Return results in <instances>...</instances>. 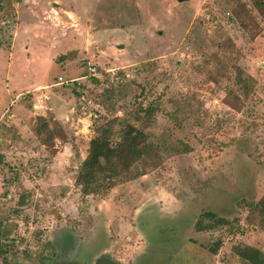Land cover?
Listing matches in <instances>:
<instances>
[{
  "label": "rangeland",
  "instance_id": "374dc122",
  "mask_svg": "<svg viewBox=\"0 0 264 264\" xmlns=\"http://www.w3.org/2000/svg\"><path fill=\"white\" fill-rule=\"evenodd\" d=\"M89 63L106 81H81L86 95L117 130L142 128L157 154L133 180L85 195L76 179L93 134L80 123L78 84L52 85L86 77ZM118 72L129 74L121 84ZM53 93L70 100L58 150L35 129ZM150 103L157 113L137 121ZM0 134L12 145L0 162L2 242L14 247L0 264H248L234 248L264 253L250 209L264 197L255 0H0ZM180 144L192 152L178 154Z\"/></svg>",
  "mask_w": 264,
  "mask_h": 264
},
{
  "label": "trees",
  "instance_id": "16d2710c",
  "mask_svg": "<svg viewBox=\"0 0 264 264\" xmlns=\"http://www.w3.org/2000/svg\"><path fill=\"white\" fill-rule=\"evenodd\" d=\"M255 7L264 17V0H255ZM232 14L235 15L236 19H240L243 22L242 18L236 14V10ZM237 71L236 78L241 83L242 93L249 98L251 91L248 88V79L242 81L240 69H237ZM126 75L118 72L116 76H119L122 81H116V76L114 75L112 76V82L121 84L124 82L123 79ZM88 81L97 85L103 83L106 79L103 81L96 79ZM83 86L85 87V84L73 88L76 91L78 103L86 93ZM90 95L91 93L88 96L92 98V95ZM98 106L99 118L93 122V137L88 143L87 156L80 164L76 179V185L82 189L85 195L107 193L120 181L133 180L135 175L132 168L143 157L150 156L151 151L157 154L155 146L149 142V136L142 128L127 122V125L122 130H117L116 123L107 120V113L103 106ZM158 109L152 103L145 107L142 105L140 110L144 113V116L142 118L137 114L135 116L136 120H150ZM37 120L36 135L42 146L55 149L58 142L68 144L69 140L65 136L63 127L55 120L53 114L48 113L46 116H40ZM176 151L178 154H190L192 149L189 146L180 144ZM3 158H5V155H0V162ZM250 209L255 216H258V223L264 229V197L259 202L251 204ZM228 223L224 219L218 222V224L222 225H227ZM5 237L4 223L0 218V256L4 257L3 259H6L7 254L14 248L2 242ZM234 250L248 264H264V253L261 250L250 246L236 247Z\"/></svg>",
  "mask_w": 264,
  "mask_h": 264
},
{
  "label": "built area",
  "instance_id": "2783aa9c",
  "mask_svg": "<svg viewBox=\"0 0 264 264\" xmlns=\"http://www.w3.org/2000/svg\"><path fill=\"white\" fill-rule=\"evenodd\" d=\"M88 65V75L86 77L80 79H67L64 77H59L57 83H55L54 86L74 87L75 84H78L79 86L82 85L81 81L85 80L96 79L99 81H103L104 78L101 72H99L97 68L91 63H89ZM114 75L116 76V74ZM128 76L129 74L126 75V77ZM115 79L116 81H122L119 76H116ZM78 111L80 114V123L84 126V131L92 134L93 122L99 118V106L97 105L96 101L85 93V95H83L81 100L79 101ZM10 146L12 147L11 142L5 141V139L0 135V155H6L7 149ZM24 250L25 249L23 248L22 251Z\"/></svg>",
  "mask_w": 264,
  "mask_h": 264
},
{
  "label": "crops",
  "instance_id": "0c3cea01",
  "mask_svg": "<svg viewBox=\"0 0 264 264\" xmlns=\"http://www.w3.org/2000/svg\"><path fill=\"white\" fill-rule=\"evenodd\" d=\"M55 85V84H54ZM52 85V86H54ZM60 93V92H59ZM59 93H53V94H50L48 97L50 99V106L48 109L49 112L48 113H51L53 114L54 118L56 121H58L62 126L65 125V121L63 120V118L61 117L60 115V112H59V109L60 108H63L66 106V104H68V97L62 95V94H59ZM70 101V100H69ZM47 114H45L44 116H46ZM60 143V142H59ZM61 144V143H60ZM64 146H67V144H65ZM58 148V145L55 147L56 150ZM66 150H68V148L66 147L65 148ZM62 150H60L58 152V155H61L60 152Z\"/></svg>",
  "mask_w": 264,
  "mask_h": 264
},
{
  "label": "flooded vegetation",
  "instance_id": "af4514ba",
  "mask_svg": "<svg viewBox=\"0 0 264 264\" xmlns=\"http://www.w3.org/2000/svg\"><path fill=\"white\" fill-rule=\"evenodd\" d=\"M99 263H111V264H115L112 260H111V261H106L105 259H101V258H100V260H99L98 262H96L95 264H99Z\"/></svg>",
  "mask_w": 264,
  "mask_h": 264
},
{
  "label": "water",
  "instance_id": "95a60500",
  "mask_svg": "<svg viewBox=\"0 0 264 264\" xmlns=\"http://www.w3.org/2000/svg\"><path fill=\"white\" fill-rule=\"evenodd\" d=\"M99 264H111V263H99Z\"/></svg>",
  "mask_w": 264,
  "mask_h": 264
}]
</instances>
